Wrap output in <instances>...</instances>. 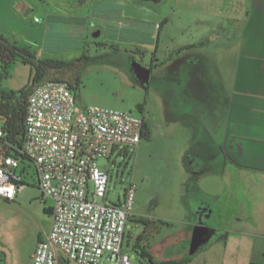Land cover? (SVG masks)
<instances>
[{
	"label": "rangeland",
	"instance_id": "374dc122",
	"mask_svg": "<svg viewBox=\"0 0 264 264\" xmlns=\"http://www.w3.org/2000/svg\"><path fill=\"white\" fill-rule=\"evenodd\" d=\"M119 2L126 13L143 9L146 21L114 24ZM156 17L166 19L161 29L151 23ZM203 19L199 2L191 0H0V32L30 47L40 59L63 60L67 69L52 75L67 81L80 77L75 92L80 106L131 111L148 123L137 147H124L97 161L109 177L105 203L119 204L129 183L135 189V215L126 222L121 248L131 264H264V179L225 164L217 142L229 82H187L179 70L178 51L192 40L189 32H203L211 70L212 64L222 65L223 44L238 34V23L225 19L219 24L224 34L210 39ZM156 50L161 63L154 66ZM195 52L206 57L203 50ZM28 78L29 67L17 63L2 86L19 89ZM191 90L213 104L218 101L217 130L195 124L185 113ZM139 104L145 112L137 111ZM23 181L14 200L0 198V264H31L38 241L50 229L51 217L43 211L34 174ZM50 203L46 200L45 206ZM205 203L212 208L209 218ZM194 218L206 222L210 231L188 254V222ZM141 235L152 261L135 249Z\"/></svg>",
	"mask_w": 264,
	"mask_h": 264
},
{
	"label": "built area",
	"instance_id": "2783aa9c",
	"mask_svg": "<svg viewBox=\"0 0 264 264\" xmlns=\"http://www.w3.org/2000/svg\"><path fill=\"white\" fill-rule=\"evenodd\" d=\"M0 116V198L14 200L32 172L51 225L31 264H131L121 250L135 189L104 202L109 181L98 159L137 147L147 133L131 111L80 106L65 81L46 80L28 97L22 141L7 138ZM50 200L49 206H45Z\"/></svg>",
	"mask_w": 264,
	"mask_h": 264
},
{
	"label": "crops",
	"instance_id": "0c3cea01",
	"mask_svg": "<svg viewBox=\"0 0 264 264\" xmlns=\"http://www.w3.org/2000/svg\"><path fill=\"white\" fill-rule=\"evenodd\" d=\"M191 1L199 2L204 15L205 31L210 32L208 36L210 39L216 40L219 33L224 34V29L219 24L225 19L238 23L239 30L233 42L223 44L221 47L225 49V53L221 56L223 67L212 64L213 70L210 68V61L206 54L208 46L204 47L203 32L197 30L189 32L192 40L181 45L184 52H181V49L178 51V62L181 65L179 70L187 82L194 79L204 82H229L227 95H225L224 121L220 129L219 140L217 139L220 153L224 163L231 165L234 170L264 179V0ZM121 5L120 3L115 6L118 8L119 16L112 18L114 24L120 27L138 26L146 21L148 15L143 13V9L135 8L134 13H126ZM138 11L141 12L138 13ZM134 16L139 17V21L128 20H133ZM165 20L162 21L160 17H156L151 23L161 29ZM195 50H203L206 57L199 56ZM159 54L156 50L154 66L161 63L158 58ZM216 99H218V94H216ZM217 102L213 104L206 95L196 93V91L194 93L191 90L189 96L185 98L188 108L185 113L192 116L195 124H204L210 130H217L220 124ZM234 190L244 192L246 189L235 188ZM205 204L203 209L209 218L212 208L211 205ZM200 213L195 214L200 215ZM195 223L208 226L206 222L196 218L188 222L191 226Z\"/></svg>",
	"mask_w": 264,
	"mask_h": 264
},
{
	"label": "trees",
	"instance_id": "16d2710c",
	"mask_svg": "<svg viewBox=\"0 0 264 264\" xmlns=\"http://www.w3.org/2000/svg\"><path fill=\"white\" fill-rule=\"evenodd\" d=\"M17 63L29 67L28 81L19 89H6L2 86V81L11 76ZM65 65L63 60L38 58L36 52L30 47L19 45L16 41H10L0 32V116L5 118L2 128L6 132L8 139L16 143L22 141L23 121L28 97L33 89L42 82L46 80L65 81L75 95L81 83L79 76H75L71 81H67L62 77L52 75L53 71L62 72L66 70ZM43 211L48 214L50 213L49 208L46 207H43ZM143 238L142 235L138 237L135 249H138V253L141 256L147 257L152 261L153 256L149 251V245L142 243ZM160 264H185V261Z\"/></svg>",
	"mask_w": 264,
	"mask_h": 264
},
{
	"label": "water",
	"instance_id": "95a60500",
	"mask_svg": "<svg viewBox=\"0 0 264 264\" xmlns=\"http://www.w3.org/2000/svg\"><path fill=\"white\" fill-rule=\"evenodd\" d=\"M99 35V31L94 33L93 36L96 37ZM142 74V71H140ZM143 75V74H142ZM146 75V74H144ZM147 78V75L145 76ZM210 228L207 225L202 223H195L192 226L190 243H189V254H192L196 249L207 239L209 236Z\"/></svg>",
	"mask_w": 264,
	"mask_h": 264
},
{
	"label": "flooded vegetation",
	"instance_id": "af4514ba",
	"mask_svg": "<svg viewBox=\"0 0 264 264\" xmlns=\"http://www.w3.org/2000/svg\"><path fill=\"white\" fill-rule=\"evenodd\" d=\"M136 109H137V111H139L140 113H143V112L146 111V107H145V105H143V104H139V105H137ZM145 126H146V128H148V123H147L146 120H145ZM190 236H191V232H190V234H189V236H188V239L186 240V242H187V253H188V254H189Z\"/></svg>",
	"mask_w": 264,
	"mask_h": 264
}]
</instances>
